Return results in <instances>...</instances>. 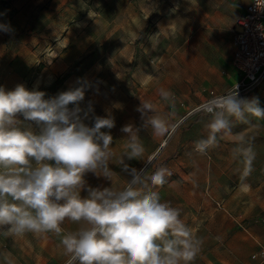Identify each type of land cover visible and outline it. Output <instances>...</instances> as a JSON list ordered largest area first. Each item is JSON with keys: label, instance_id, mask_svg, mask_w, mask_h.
Wrapping results in <instances>:
<instances>
[{"label": "rangeland", "instance_id": "374dc122", "mask_svg": "<svg viewBox=\"0 0 264 264\" xmlns=\"http://www.w3.org/2000/svg\"><path fill=\"white\" fill-rule=\"evenodd\" d=\"M247 1L83 0L87 7L82 8L81 0H0V23L12 29L0 32V86H36L49 98L75 86L78 78L86 80L90 87L80 107L87 109L91 102L90 116L110 112L115 120L111 130L102 129L113 136L108 163L115 186L131 179L122 171V158L130 168L147 167L148 175L160 166L171 171L167 183L153 190L179 209L180 218L203 240L192 264H264L251 258L264 244V120L234 121L233 135L199 154L194 144L205 137L209 117L201 121L206 114L188 113L211 91L230 87L231 26ZM158 32L153 46L149 37ZM259 87L245 98H258L264 109ZM160 90L173 99H162ZM141 102L167 117L168 133L157 136L142 127ZM84 122L92 126L93 120ZM29 123L39 133V126ZM125 125L139 129L144 147L139 160L125 157ZM239 136L255 153L247 191L238 186L243 165L232 151ZM85 180L93 188L111 186L91 172ZM61 227L67 232L78 225L66 220ZM0 249L11 252L13 264H68L69 259L54 233L0 235Z\"/></svg>", "mask_w": 264, "mask_h": 264}, {"label": "clouds", "instance_id": "9594fccd", "mask_svg": "<svg viewBox=\"0 0 264 264\" xmlns=\"http://www.w3.org/2000/svg\"><path fill=\"white\" fill-rule=\"evenodd\" d=\"M81 7H87L83 0ZM11 31L10 25L0 23V32ZM158 35L149 37L151 45ZM89 87L78 78L75 86L45 98L46 93L36 86L31 90L23 84L12 90L0 86V235L54 233L60 237L68 264H192L203 240L180 218L179 209L162 202L153 190L167 183L171 171L160 166L148 175L147 167L130 168L122 158V171L131 179L122 188L115 186L108 163L113 136L102 131L111 130L115 120L110 112L90 116L91 102L87 109L80 107ZM159 94L164 100L173 99L167 91ZM137 110L142 127L151 128L157 136L168 133L167 117L156 113L152 105L141 102ZM198 111L209 117L205 137L194 144L199 154L233 135L234 121L248 124L249 116L264 120L258 98H241L238 85L202 103ZM89 118L92 126L84 122ZM29 122L39 126V133ZM121 131L127 134L125 157L139 160L144 153L139 129L125 125ZM232 151L243 165L238 186L247 191L250 185L245 181L254 171L255 153L242 136ZM89 172L110 180L111 186H88L85 175ZM85 190L87 195L81 196ZM66 220L76 223V230L65 232L61 226ZM11 256L0 249L4 264H13Z\"/></svg>", "mask_w": 264, "mask_h": 264}, {"label": "built area", "instance_id": "2783aa9c", "mask_svg": "<svg viewBox=\"0 0 264 264\" xmlns=\"http://www.w3.org/2000/svg\"><path fill=\"white\" fill-rule=\"evenodd\" d=\"M231 31L233 51L230 63L237 73L236 81L223 92L211 91L205 99L193 104L188 113H203L198 111L202 103L233 90L236 85L239 96L245 98L264 80V0H248L243 11L234 18ZM262 252L264 244L251 253V258L264 260Z\"/></svg>", "mask_w": 264, "mask_h": 264}, {"label": "crops", "instance_id": "0c3cea01", "mask_svg": "<svg viewBox=\"0 0 264 264\" xmlns=\"http://www.w3.org/2000/svg\"><path fill=\"white\" fill-rule=\"evenodd\" d=\"M247 3V2H246ZM245 3V4H246ZM245 4L242 6V8L240 9V11L238 12V14L240 13V12H242L243 11V9H244V6H245ZM237 14V15H238ZM236 15V16H237ZM235 16V17H236ZM234 17V18H235ZM233 24V23H232ZM231 29H232V26H231ZM233 43V42H232ZM231 50H232V46H231V44H230V52H231ZM232 54V53H231ZM231 57V56H230ZM232 68H233V66H232ZM236 79H237V73H236V71H235V69L233 68V70H232V74H231V76H230V87L233 85V83L236 81ZM260 87H259V89H257L256 90V93H264V80H262V82H261V84L259 85ZM228 89V88H227ZM226 89V90H227ZM223 91H225V90H223ZM223 91H220V92H223ZM252 95V94H251ZM200 120L201 121H205V120H208V116L207 117H202V118H200ZM174 142H176V139H172V143H174Z\"/></svg>", "mask_w": 264, "mask_h": 264}]
</instances>
